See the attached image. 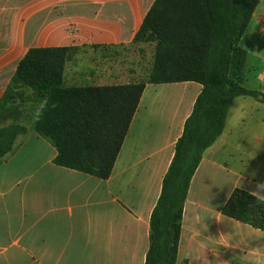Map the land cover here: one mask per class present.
I'll return each instance as SVG.
<instances>
[{
    "label": "crops",
    "instance_id": "obj_1",
    "mask_svg": "<svg viewBox=\"0 0 264 264\" xmlns=\"http://www.w3.org/2000/svg\"><path fill=\"white\" fill-rule=\"evenodd\" d=\"M154 2L0 0V100L31 48H77L65 69L69 86L137 82L107 59L133 44ZM259 6L239 43L244 86L258 95L234 99L224 132L192 179L177 264H264V231L222 213L236 189L250 193L264 183ZM202 88L191 81L146 84L108 179L56 165V148L33 130L19 136L15 151L0 162V264H145L151 215ZM40 107L27 105L26 127ZM239 178L242 186L235 188Z\"/></svg>",
    "mask_w": 264,
    "mask_h": 264
},
{
    "label": "trees",
    "instance_id": "obj_2",
    "mask_svg": "<svg viewBox=\"0 0 264 264\" xmlns=\"http://www.w3.org/2000/svg\"><path fill=\"white\" fill-rule=\"evenodd\" d=\"M259 2L155 0L133 41L155 43L152 69L140 82L69 86L65 69L77 48L29 49L0 100V162L30 129L56 148V165L108 179L146 84H201L150 220L145 264H177L192 179L206 150L224 132L234 99L258 95L244 86L245 51L239 43ZM28 104L41 105L30 128L21 122ZM222 213L264 231V203L247 191L236 189Z\"/></svg>",
    "mask_w": 264,
    "mask_h": 264
},
{
    "label": "rangeland",
    "instance_id": "obj_3",
    "mask_svg": "<svg viewBox=\"0 0 264 264\" xmlns=\"http://www.w3.org/2000/svg\"><path fill=\"white\" fill-rule=\"evenodd\" d=\"M259 5V10L261 8L263 9L264 0H260ZM112 51L107 61H111L116 69L122 70L120 67L128 69L131 81L136 80L140 82L148 79L155 58V43L132 44L128 47L118 48ZM69 66L70 71L68 76L70 79H74L75 65L70 63Z\"/></svg>",
    "mask_w": 264,
    "mask_h": 264
},
{
    "label": "clouds",
    "instance_id": "obj_4",
    "mask_svg": "<svg viewBox=\"0 0 264 264\" xmlns=\"http://www.w3.org/2000/svg\"><path fill=\"white\" fill-rule=\"evenodd\" d=\"M258 79L260 80L261 83H264V75H261L258 77ZM54 106V105H53ZM252 176H255V173H252ZM242 178H239L235 184V188L236 187H241L242 186ZM256 191H250V195L253 196L256 200L260 201L261 203H264V196H260L259 195V190L260 189H264V183H257L256 185Z\"/></svg>",
    "mask_w": 264,
    "mask_h": 264
}]
</instances>
